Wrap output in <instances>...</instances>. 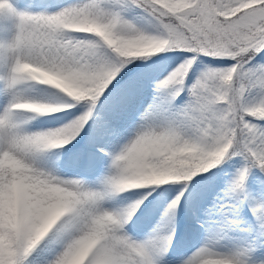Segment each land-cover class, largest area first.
Wrapping results in <instances>:
<instances>
[{"label":"snow or ice","instance_id":"snow-or-ice-1","mask_svg":"<svg viewBox=\"0 0 264 264\" xmlns=\"http://www.w3.org/2000/svg\"><path fill=\"white\" fill-rule=\"evenodd\" d=\"M0 19V264H264V0Z\"/></svg>","mask_w":264,"mask_h":264},{"label":"rangeland","instance_id":"rangeland-1","mask_svg":"<svg viewBox=\"0 0 264 264\" xmlns=\"http://www.w3.org/2000/svg\"><path fill=\"white\" fill-rule=\"evenodd\" d=\"M0 27L11 28V23L5 20L0 19Z\"/></svg>","mask_w":264,"mask_h":264}]
</instances>
